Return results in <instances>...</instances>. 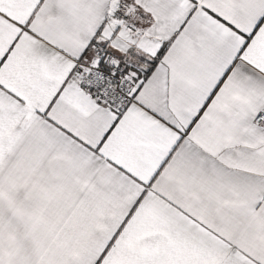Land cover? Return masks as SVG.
I'll list each match as a JSON object with an SVG mask.
<instances>
[{
  "label": "snow or ice",
  "instance_id": "obj_1",
  "mask_svg": "<svg viewBox=\"0 0 264 264\" xmlns=\"http://www.w3.org/2000/svg\"><path fill=\"white\" fill-rule=\"evenodd\" d=\"M0 264H264V0H0Z\"/></svg>",
  "mask_w": 264,
  "mask_h": 264
}]
</instances>
